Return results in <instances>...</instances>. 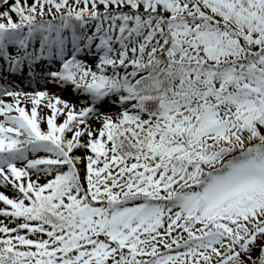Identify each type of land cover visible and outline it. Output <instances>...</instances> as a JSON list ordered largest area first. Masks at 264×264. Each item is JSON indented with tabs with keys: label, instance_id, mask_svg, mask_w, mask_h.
I'll list each match as a JSON object with an SVG mask.
<instances>
[{
	"label": "snow or ice",
	"instance_id": "1",
	"mask_svg": "<svg viewBox=\"0 0 264 264\" xmlns=\"http://www.w3.org/2000/svg\"><path fill=\"white\" fill-rule=\"evenodd\" d=\"M0 264H264V0H0Z\"/></svg>",
	"mask_w": 264,
	"mask_h": 264
}]
</instances>
